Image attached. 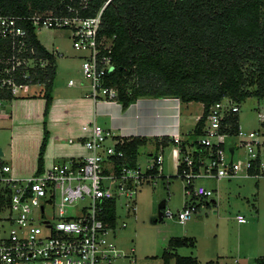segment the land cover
<instances>
[{"label":"built area","instance_id":"obj_1","mask_svg":"<svg viewBox=\"0 0 264 264\" xmlns=\"http://www.w3.org/2000/svg\"><path fill=\"white\" fill-rule=\"evenodd\" d=\"M102 10L87 19L77 14L0 16V39L7 44L0 60V88L19 97L40 85L32 84L31 73L46 67L48 61L37 58L29 44L25 23L30 22L35 34L40 28L70 29L72 47L82 53V79L88 85L85 97L94 102L116 101L117 90L105 85L116 66L111 58L112 39L98 37ZM68 85L75 81L70 79ZM238 112L239 105L230 99L209 108L203 134L197 140L203 153L196 155L192 147L182 153L181 140L173 138L176 174L182 169L185 193L200 202H185L176 215L167 210V218L176 217L183 224L197 213L203 200L214 198L215 190L193 186L197 179L219 182L264 176V100L259 106L258 128L246 131L238 126L232 135L225 120ZM81 130L89 133L82 143L85 157L52 163L30 177L14 175L0 156V264H114L122 258L109 238L117 227L118 206H125L128 213L135 211L137 191L162 176L163 151L160 148L145 169L132 167L120 149L124 139L113 137L95 122L82 124ZM230 139L235 142L227 147ZM110 209L116 217L114 226L106 219ZM236 220L246 222L240 215ZM125 225L122 222L121 226Z\"/></svg>","mask_w":264,"mask_h":264},{"label":"trees","instance_id":"obj_2","mask_svg":"<svg viewBox=\"0 0 264 264\" xmlns=\"http://www.w3.org/2000/svg\"><path fill=\"white\" fill-rule=\"evenodd\" d=\"M107 1L0 0V16L77 14L87 19L95 17ZM25 26L36 57L48 61L46 67L31 73L32 84L43 85L46 118L53 103L57 55L44 48L30 22ZM98 37L112 39L111 58L116 69L105 85L117 90L116 101L123 109L139 98L173 97L181 103L203 105V114L191 137L180 141L182 153L187 147L194 148L196 155L202 150L197 140L203 134L212 105L223 99L237 105L248 98L256 99L259 105L264 100V0H110L101 13ZM5 49L7 44L0 39V60ZM15 98L0 88V101ZM225 122L228 132L235 134L238 114L229 115ZM48 138L44 129L37 172L44 168ZM148 142L145 138L125 140L120 149L130 166H136L139 150ZM152 143L155 149L175 145L172 138L153 139ZM180 170L174 177H180ZM160 178L164 179L163 175ZM1 204L0 201V207ZM106 219L111 226L116 224L113 209ZM168 244L170 250L162 254L164 264H170L172 259L174 264H200L194 257L171 251L194 247L193 238H177ZM255 264H264V256L257 258Z\"/></svg>","mask_w":264,"mask_h":264},{"label":"rangeland","instance_id":"obj_3","mask_svg":"<svg viewBox=\"0 0 264 264\" xmlns=\"http://www.w3.org/2000/svg\"><path fill=\"white\" fill-rule=\"evenodd\" d=\"M36 35L43 44H52L53 49L64 54V60H59L57 65L54 87L57 84L59 88H56V95L65 99L71 98L73 94H83V90L67 86L70 79L75 83L82 80V53L72 47L70 29L40 28L36 30ZM42 90L43 85L40 84L33 87L36 97H32L30 93L29 96H19L11 101H0V150L4 154L2 158L18 176L30 177L35 174L44 129L49 133L44 166L63 162L70 156L85 155L75 134L67 133L64 128L76 126L80 122L78 115L72 114L70 110H61L58 112L61 117L58 121L52 105L44 118L45 101L41 97ZM259 106L254 98H248L239 105V126L243 130L258 128ZM196 107L197 110L201 109L197 104L190 109ZM69 139L74 141L73 144L68 143ZM234 142L233 139L227 141V147ZM147 151V147L139 150L137 160L142 169L153 160L147 155ZM171 151V148L165 150L162 165L164 179L156 178L137 191L134 198L135 211L128 213L125 206H118L117 227L109 238L122 258L117 259L114 264H131L132 260L133 264H164L162 254L170 250L169 240L183 237L193 238L195 246L171 249L172 253L194 257L200 264H255L257 258L264 256V176L258 179H224L219 182L195 180L194 187L203 185L215 190V196L213 199L203 200L197 213L181 224L176 217L167 218V210L176 215L185 202L192 203L189 200H194L199 204L200 201L185 193L184 179L174 177L176 166ZM210 200H214L216 204L207 206L206 202L210 203ZM163 201L164 216L159 221L158 205ZM79 204L83 205L85 201H80ZM239 215L246 220L244 224L237 222L236 217ZM122 222L126 223L124 227L121 226ZM170 264H174V259Z\"/></svg>","mask_w":264,"mask_h":264},{"label":"crops","instance_id":"obj_4","mask_svg":"<svg viewBox=\"0 0 264 264\" xmlns=\"http://www.w3.org/2000/svg\"><path fill=\"white\" fill-rule=\"evenodd\" d=\"M39 41L46 50H48L50 53L52 52L57 55V74L58 62L59 60H64V54H62L57 49H53L52 44L47 45L43 44L41 40ZM82 80L80 79V81L75 83V85L73 86H69L67 83V86L69 87H75L80 91L83 90V94L80 93V96H76L75 94H73L71 98L66 97L65 99H63L61 98V95H56V88L59 87L57 84L55 87L53 85L52 105L53 112H55V118L59 121L61 117L59 116L58 112H60L61 110H70L72 114L78 115L77 117L80 120V122L76 126L64 128L66 129L67 133L75 134L77 141L81 146V150L85 151V155L82 157L70 156L68 159H81L87 155V151L83 147L82 143L83 140L89 136V133L83 132L81 130L82 124L95 122L98 125L102 126L106 131L110 132L113 137L119 139H148L149 142L144 147L149 148V151H147V155L149 157H152L153 159L159 149L162 148L159 147L158 149H155L152 143L153 139H173L174 137H179V139L182 141H184L185 139H189L191 137L190 133H192L195 125L203 114L202 104L195 102L181 103L177 98L173 97L139 98L125 109L122 108L121 104L118 101L114 100L108 102H94L85 97L88 90V85H85V83L87 82L84 83ZM33 87L31 88V93L33 95L32 97H36L35 91H33ZM29 95L30 93L25 96ZM2 102H5V100ZM194 104L199 105L201 109L197 110V107L196 109H190V107L194 106ZM169 148L172 149L171 157L174 160V154L176 155L175 145H173L172 147L168 146L166 148H162L163 158L165 156V150ZM76 150L79 149L76 148ZM3 155L4 154L1 151L0 156L2 157ZM237 155L238 152L235 153V158L237 157ZM136 165L140 166L139 160H137ZM13 173L14 175L18 176L14 170ZM210 204H212V202H210Z\"/></svg>","mask_w":264,"mask_h":264},{"label":"water","instance_id":"obj_5","mask_svg":"<svg viewBox=\"0 0 264 264\" xmlns=\"http://www.w3.org/2000/svg\"><path fill=\"white\" fill-rule=\"evenodd\" d=\"M0 155H1V151H0ZM165 208V202L163 201L162 203H160L158 205V220L161 221L162 220V217H163V212L162 210Z\"/></svg>","mask_w":264,"mask_h":264}]
</instances>
